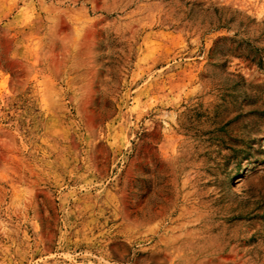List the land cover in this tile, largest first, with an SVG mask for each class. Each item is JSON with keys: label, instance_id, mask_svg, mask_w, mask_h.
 I'll list each match as a JSON object with an SVG mask.
<instances>
[{"label": "rangeland", "instance_id": "1", "mask_svg": "<svg viewBox=\"0 0 264 264\" xmlns=\"http://www.w3.org/2000/svg\"><path fill=\"white\" fill-rule=\"evenodd\" d=\"M0 264H264V0H0Z\"/></svg>", "mask_w": 264, "mask_h": 264}]
</instances>
